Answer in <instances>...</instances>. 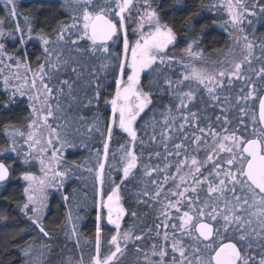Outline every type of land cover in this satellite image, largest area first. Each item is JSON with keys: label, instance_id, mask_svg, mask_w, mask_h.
<instances>
[{"label": "snow or ice", "instance_id": "snow-or-ice-1", "mask_svg": "<svg viewBox=\"0 0 264 264\" xmlns=\"http://www.w3.org/2000/svg\"><path fill=\"white\" fill-rule=\"evenodd\" d=\"M0 4V112H27L24 127L3 124L0 186L16 163L36 162L40 173L16 177L26 183L18 215L0 214V264H264V36L254 26L264 0H201L227 12L220 26L231 43L215 59L200 46L205 26L195 32L200 10L183 20L184 41L165 19L167 7L184 13L185 0H29L27 12L21 0ZM45 9L61 16L51 31ZM78 146L92 163L65 159ZM78 169L90 175V203L64 192L73 177L87 179ZM50 189L67 208L55 228L71 256L46 223ZM81 213L94 215L92 237L78 231Z\"/></svg>", "mask_w": 264, "mask_h": 264}, {"label": "trees", "instance_id": "trees-1", "mask_svg": "<svg viewBox=\"0 0 264 264\" xmlns=\"http://www.w3.org/2000/svg\"><path fill=\"white\" fill-rule=\"evenodd\" d=\"M166 4H171L172 0H164ZM215 2V0H213ZM185 3L189 5V8L184 13H173L171 7H167L164 9L165 13H170L171 15H165V19L169 20V22L174 21V28L177 31L178 39L180 41H184L188 38L189 34H186L183 31L185 27L183 25V20L186 16L194 11L200 10L201 16L197 18L198 23L196 24L195 32L199 33L201 30V26H205L204 34L201 37V47L205 50L206 53L210 54L211 58H214L217 53L214 51L215 49H225L227 44L230 43L227 32L220 26V23L224 18L227 17L226 11H222L216 13H210L208 10L200 7L201 0H185ZM204 3H208V0H204ZM22 8L21 10L27 12L29 5V0H21ZM45 16L40 17L41 25L47 30L51 31L53 27H55L58 19L61 18L58 9H45ZM5 12L3 10V5L0 4V17H3ZM217 21V23H213V21ZM256 34L258 36H264V23H256L255 25ZM7 50L9 52H13V42L8 41L6 44ZM180 47H184V44L181 43ZM28 52L30 53V59L33 67L36 64V57L41 53V47L36 41L31 42L28 47ZM180 54V50L176 49L174 54ZM143 81V77H142ZM146 83V81H143ZM169 97H162V104H168ZM27 115L23 106H20L13 112L9 113L5 116L2 112H0V146H3L4 143V135H3V124L7 121H11L16 124L17 127H24L25 120L24 117ZM139 123V121H138ZM79 139H86L85 137H78ZM90 148L99 147V144L95 141L88 142ZM90 152L88 148L83 146H78L77 148H69L65 153V159L68 161H75L78 164H86L92 163L93 161L89 160ZM13 158H15L13 154ZM36 163L33 165H22L20 163L13 164V168L16 170L14 173V177L8 183L7 190L4 191L3 187L0 186V195L4 198H0V214L4 213H12V215H18L16 212L17 204L23 199L22 190L25 186V183L16 178L19 176V172L21 168L31 167L32 170L36 171ZM76 175L85 177L87 179H76L73 177L68 180L65 184L64 192L71 194L73 188L77 189L79 192V198L84 199L85 194L87 195L88 202H91L92 198V184L90 175L83 171L82 169L76 170ZM52 195L49 197V208L48 215L46 216V223L52 230L56 233V239L53 241L54 244L64 245L67 244V248L64 249L66 255H73L76 251L73 248V243L71 241H66L64 236L59 232L58 229L55 228V224L60 223L63 220L64 213L67 211L65 207V202L61 199L60 193L55 192L54 190H49ZM71 202V201H70ZM126 208H132L133 205L129 203L128 200L123 201ZM135 210L142 216V219L145 223L152 224L154 221V213H152L151 209L146 208L144 205L135 206ZM145 212L150 213L149 215H143ZM84 215L85 218L82 221L78 222V231L84 238H89L94 235V215L88 214ZM131 217L126 216L124 218L126 224L131 221ZM14 220L9 221V223H14ZM83 244V240L81 241ZM133 258L130 256L129 260L131 261Z\"/></svg>", "mask_w": 264, "mask_h": 264}, {"label": "rangeland", "instance_id": "rangeland-1", "mask_svg": "<svg viewBox=\"0 0 264 264\" xmlns=\"http://www.w3.org/2000/svg\"><path fill=\"white\" fill-rule=\"evenodd\" d=\"M3 10H4V9H3ZM226 13H227V12H226ZM36 43H38V44H39V42H37V41H36ZM230 43H231V41H230ZM175 55L179 56L180 54H176V53H175ZM216 56H217V55H216ZM216 56H215L213 59H215V58H216ZM12 71H16V69H12ZM20 71L22 72V71H23V69H20ZM0 81H2V78H0ZM24 147H25V149L27 148V146H26V145H25ZM34 163H36V162H34ZM35 165H36V167H35V168H36V171H35V173H36V174H40V173H39V164H38V163H36ZM23 182H24V181H23ZM24 183H26V182H24Z\"/></svg>", "mask_w": 264, "mask_h": 264}]
</instances>
